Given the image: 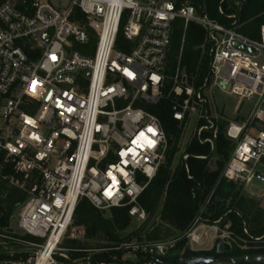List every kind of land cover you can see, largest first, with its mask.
I'll return each instance as SVG.
<instances>
[{"label": "built area", "instance_id": "2783aa9c", "mask_svg": "<svg viewBox=\"0 0 264 264\" xmlns=\"http://www.w3.org/2000/svg\"><path fill=\"white\" fill-rule=\"evenodd\" d=\"M218 11L224 14L221 5ZM226 17L225 25L198 15L189 0H0V175L26 194L16 213L18 229L42 240L34 254L0 258V264H163L182 238L197 255L215 250L217 242L244 254L264 248V237L246 228L238 233L230 223L200 216L173 240L61 246L67 235L85 239L83 228H71L83 198L99 210L124 207L132 220H146L138 199L169 148L161 120L146 106L162 99L170 98L179 122L191 113L206 120L196 123L198 138L212 128L215 137L218 119L204 89L235 96L237 110L252 102L248 120L226 127L235 146L223 177L243 185L264 182V24L251 38L239 32L236 14ZM176 19L184 30L195 22L206 31L209 72L199 90L181 85V49L165 93ZM120 31L127 51L117 46ZM8 228L0 234L5 249L21 242Z\"/></svg>", "mask_w": 264, "mask_h": 264}, {"label": "trees", "instance_id": "16d2710c", "mask_svg": "<svg viewBox=\"0 0 264 264\" xmlns=\"http://www.w3.org/2000/svg\"><path fill=\"white\" fill-rule=\"evenodd\" d=\"M198 15H207L222 24H229L226 15L236 14L239 32L251 38L258 36V30L264 24V0H189ZM224 14L218 11L219 6ZM84 20V17H80ZM124 20L122 21V25ZM95 39L90 40L89 46H95ZM117 46L125 51L126 40L120 31ZM210 42L206 31L196 24L189 22L186 30L181 19L173 22L170 47L166 65L165 93L172 86L171 77L174 74L180 55V68L184 71L183 86H191L199 90L208 76L210 62ZM178 99H182L179 97ZM161 120L169 142V148L164 162L158 168L138 202L145 210L146 220L134 231L124 234L131 226L132 219L128 208L114 207L109 210L95 208L86 198L76 206L73 225L83 228L86 242L68 240V249H95L127 242L133 239L155 241L166 237L178 238L191 228L195 219L209 222L221 219L222 224L230 223L231 228L243 233L246 228L254 237H264V215L254 198H248L243 193V184L227 181L223 177V170L229 161L235 142L226 136L228 120L218 118L213 130H204L201 137L194 134L186 144L184 154L187 158L172 168L175 154L178 152V141L181 137L184 123L173 118V103L169 99H162L156 105L146 106ZM206 124L201 118L197 126ZM211 141H205V139ZM9 173L6 168L3 175ZM26 194L11 186L0 175V234L10 226L12 216L25 200ZM161 203L156 220L149 225V220L155 215ZM16 238H18L15 235ZM35 242L34 237L25 236ZM1 241V238H0ZM38 243V242H36ZM186 240L180 239L169 254L162 259V263L176 264L178 259L185 256L197 255L185 248ZM185 248V250H184ZM29 250L34 248L20 244H12L5 249L0 244V258H25ZM264 253V248L253 251ZM79 255L80 253H72ZM214 254V250L207 253ZM233 254L240 256L244 253L234 250Z\"/></svg>", "mask_w": 264, "mask_h": 264}, {"label": "rangeland", "instance_id": "374dc122", "mask_svg": "<svg viewBox=\"0 0 264 264\" xmlns=\"http://www.w3.org/2000/svg\"><path fill=\"white\" fill-rule=\"evenodd\" d=\"M204 94L208 98V103L212 107L217 108V117L218 118H226L229 121L233 120V118H241L242 120L249 119V111H251L252 102L250 101H244L243 105L238 109L234 110L233 108L238 102V99L235 96H229L225 95L219 90H214L212 94H209L208 89L203 90ZM210 114L216 115L213 108L209 110ZM234 118V119H235ZM198 122L197 119V113H191L187 118L183 126L181 137L177 143L178 145V152L175 154V159L173 161L172 168L175 167L178 163L184 161L185 155L184 149L186 144L189 142L191 137L194 135L196 130V123ZM261 169V168H259ZM243 193L248 198H254L256 202L258 203L260 210L262 211V214L264 215V182L254 179L252 183L249 185H243ZM161 203H159L155 215L149 220V225L152 224L154 220H156L159 209H160ZM17 213V212H16ZM16 213L12 216L10 221V227L15 230V235L19 238L20 245L28 246L30 248H35L34 246L38 243H41L42 240L38 238H34L35 242L30 241V239L25 238V234H23L17 227V221H16ZM143 222L138 221H132L131 226L127 228V230L124 232V234L130 233L137 229ZM71 228H77L72 224ZM249 232V231H248ZM70 233V232H69ZM174 237H166L161 240H173ZM71 240L68 235L63 240V243L61 244L62 247H67V241ZM87 240L84 239L82 242H86ZM38 242V243H36ZM27 244V245H26ZM185 250V248H184ZM35 250H29L28 254H34ZM171 254V253H170Z\"/></svg>", "mask_w": 264, "mask_h": 264}, {"label": "water", "instance_id": "95a60500", "mask_svg": "<svg viewBox=\"0 0 264 264\" xmlns=\"http://www.w3.org/2000/svg\"><path fill=\"white\" fill-rule=\"evenodd\" d=\"M8 231H12V228L9 227ZM232 252L233 249L228 244L224 242H217L214 255L200 254L185 256L179 258L176 264H264V253L231 256L230 254Z\"/></svg>", "mask_w": 264, "mask_h": 264}, {"label": "crops", "instance_id": "0c3cea01", "mask_svg": "<svg viewBox=\"0 0 264 264\" xmlns=\"http://www.w3.org/2000/svg\"><path fill=\"white\" fill-rule=\"evenodd\" d=\"M237 105V104H236ZM236 105H235V107L233 108L235 111L237 110L236 108ZM216 110H217V108H216ZM236 117V116H235ZM234 117V118H235ZM233 118V120H231V121H229V122H233V123H235V124H239L241 121H242V119L241 118H239V119H237V118H235L234 119ZM257 128H259V125H257V126H255V127H253L252 129H250L249 131H248V133H250V134H254L255 132H256V129ZM259 168H261L260 169V171L264 174V164H262V165H260L259 166Z\"/></svg>", "mask_w": 264, "mask_h": 264}, {"label": "flooded vegetation", "instance_id": "af4514ba", "mask_svg": "<svg viewBox=\"0 0 264 264\" xmlns=\"http://www.w3.org/2000/svg\"><path fill=\"white\" fill-rule=\"evenodd\" d=\"M233 251H234V250H233ZM208 255H214V254H208ZM230 255H231V256H236V255L233 254V252H232Z\"/></svg>", "mask_w": 264, "mask_h": 264}, {"label": "bare ground", "instance_id": "6f19581e", "mask_svg": "<svg viewBox=\"0 0 264 264\" xmlns=\"http://www.w3.org/2000/svg\"><path fill=\"white\" fill-rule=\"evenodd\" d=\"M37 264H42V262L39 260V261L37 262Z\"/></svg>", "mask_w": 264, "mask_h": 264}]
</instances>
